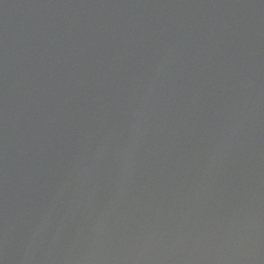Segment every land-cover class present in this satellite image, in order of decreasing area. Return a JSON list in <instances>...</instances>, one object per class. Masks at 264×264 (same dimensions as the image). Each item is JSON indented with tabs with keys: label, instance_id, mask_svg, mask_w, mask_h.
I'll use <instances>...</instances> for the list:
<instances>
[{
	"label": "water",
	"instance_id": "obj_1",
	"mask_svg": "<svg viewBox=\"0 0 264 264\" xmlns=\"http://www.w3.org/2000/svg\"><path fill=\"white\" fill-rule=\"evenodd\" d=\"M0 264H264V0H0Z\"/></svg>",
	"mask_w": 264,
	"mask_h": 264
}]
</instances>
